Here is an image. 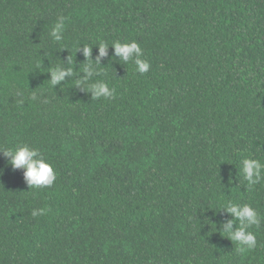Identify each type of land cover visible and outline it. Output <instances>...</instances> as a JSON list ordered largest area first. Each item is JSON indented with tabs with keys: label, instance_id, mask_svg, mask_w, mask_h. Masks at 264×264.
<instances>
[{
	"label": "trees",
	"instance_id": "obj_1",
	"mask_svg": "<svg viewBox=\"0 0 264 264\" xmlns=\"http://www.w3.org/2000/svg\"><path fill=\"white\" fill-rule=\"evenodd\" d=\"M132 40L146 73L114 55ZM57 66L72 75L51 86ZM100 80L112 98L93 99ZM23 143L51 187L3 155ZM247 157L264 163V0H0V264H264ZM229 202L262 217L250 251L223 231Z\"/></svg>",
	"mask_w": 264,
	"mask_h": 264
},
{
	"label": "clouds",
	"instance_id": "obj_2",
	"mask_svg": "<svg viewBox=\"0 0 264 264\" xmlns=\"http://www.w3.org/2000/svg\"><path fill=\"white\" fill-rule=\"evenodd\" d=\"M65 17L60 16L57 19L54 27L51 30V36L55 41L63 39L62 33L65 30ZM108 46L106 42L98 44L99 57L108 55ZM114 48V55L119 57L124 63L130 60L136 65V70L143 74L146 73L150 64L148 61L142 59L143 50L135 40L128 42L114 41L111 43ZM83 55L89 58V63L85 65L84 72L86 73L85 80L92 75V61L91 47L85 45L83 48ZM72 59L69 58V63ZM99 63V58L97 59ZM51 73L50 84L56 85L64 80L66 76L72 75V69H64L62 67H55L49 69ZM85 81L77 80V85L83 84ZM88 89L92 92L93 99L104 97L106 99L112 98L115 94V89L110 88L106 81L100 80L92 82L88 85ZM32 99H35L33 94ZM3 149V155L10 157V164L14 169H23V176L29 188H47L51 187L56 181V172L54 166L49 162L43 154L37 149L27 143L18 144L13 148ZM242 172L244 179L248 182L249 186L259 184L264 180V163L259 159L247 157L242 161ZM224 210L231 214L234 220L238 221V226L233 230V220H229L224 224L223 231L227 233L228 238L236 242L238 251L241 253L254 249L257 245L256 234L250 229L253 226L261 224L262 217L251 204H238L229 202L222 206ZM44 209H33L32 216L43 215Z\"/></svg>",
	"mask_w": 264,
	"mask_h": 264
}]
</instances>
